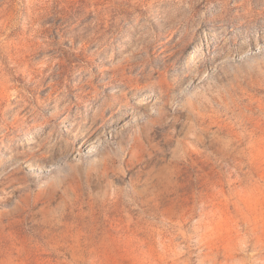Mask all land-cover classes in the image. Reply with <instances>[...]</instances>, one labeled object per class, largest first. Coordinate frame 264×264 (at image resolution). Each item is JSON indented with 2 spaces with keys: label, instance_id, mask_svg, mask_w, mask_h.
Segmentation results:
<instances>
[{
  "label": "rangeland",
  "instance_id": "obj_1",
  "mask_svg": "<svg viewBox=\"0 0 264 264\" xmlns=\"http://www.w3.org/2000/svg\"><path fill=\"white\" fill-rule=\"evenodd\" d=\"M0 264H264V0H0Z\"/></svg>",
  "mask_w": 264,
  "mask_h": 264
},
{
  "label": "bare ground",
  "instance_id": "obj_2",
  "mask_svg": "<svg viewBox=\"0 0 264 264\" xmlns=\"http://www.w3.org/2000/svg\"><path fill=\"white\" fill-rule=\"evenodd\" d=\"M28 113V112H27ZM26 113V114H27ZM90 149H92V148H90ZM39 166V165H38ZM28 169H34V167H32V165L30 164L28 167H27ZM44 170H46L45 168H44Z\"/></svg>",
  "mask_w": 264,
  "mask_h": 264
}]
</instances>
